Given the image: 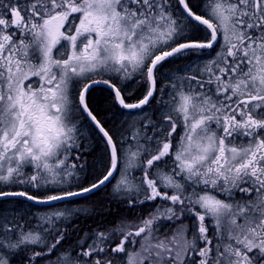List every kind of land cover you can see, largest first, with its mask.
<instances>
[{"label":"snow or ice","instance_id":"6c2138e0","mask_svg":"<svg viewBox=\"0 0 264 264\" xmlns=\"http://www.w3.org/2000/svg\"><path fill=\"white\" fill-rule=\"evenodd\" d=\"M0 264H264V0H0Z\"/></svg>","mask_w":264,"mask_h":264}]
</instances>
